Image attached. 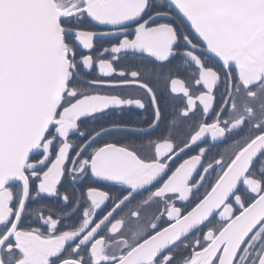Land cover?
Returning <instances> with one entry per match:
<instances>
[{"label":"snow or ice","instance_id":"1","mask_svg":"<svg viewBox=\"0 0 264 264\" xmlns=\"http://www.w3.org/2000/svg\"><path fill=\"white\" fill-rule=\"evenodd\" d=\"M0 264H264V0H0Z\"/></svg>","mask_w":264,"mask_h":264}]
</instances>
